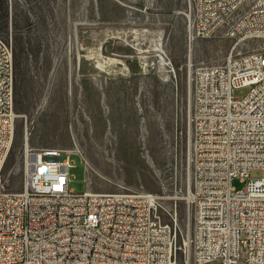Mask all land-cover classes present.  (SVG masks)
I'll use <instances>...</instances> for the list:
<instances>
[{
  "label": "built area",
  "instance_id": "2783aa9c",
  "mask_svg": "<svg viewBox=\"0 0 264 264\" xmlns=\"http://www.w3.org/2000/svg\"><path fill=\"white\" fill-rule=\"evenodd\" d=\"M185 14L190 43L234 40L221 63L190 64L193 228L185 231L177 201L166 222L155 192H98L88 180L76 192L72 151L33 148L28 133L23 186L9 188L18 114L14 50L0 36V264H264V175L252 176L264 171V0H187ZM250 40L262 43L237 51Z\"/></svg>",
  "mask_w": 264,
  "mask_h": 264
},
{
  "label": "rangeland",
  "instance_id": "374dc122",
  "mask_svg": "<svg viewBox=\"0 0 264 264\" xmlns=\"http://www.w3.org/2000/svg\"><path fill=\"white\" fill-rule=\"evenodd\" d=\"M4 1L0 36L13 50L22 39L28 65L21 85L15 75L9 188L23 186L28 133L33 148L72 151L69 186L76 192L87 180L98 192H155L164 221L177 201L179 228H193L190 64L221 63L234 40L215 34L190 43L187 0ZM259 43L244 42L237 51Z\"/></svg>",
  "mask_w": 264,
  "mask_h": 264
},
{
  "label": "trees",
  "instance_id": "16d2710c",
  "mask_svg": "<svg viewBox=\"0 0 264 264\" xmlns=\"http://www.w3.org/2000/svg\"><path fill=\"white\" fill-rule=\"evenodd\" d=\"M5 9V1L0 0V10ZM4 17L7 16V14H3ZM26 49L25 45L22 42V39L18 38L16 40V47L14 49V65H15V75H17V79L19 84L21 85L23 81L25 80L26 71L28 70V65L26 62Z\"/></svg>",
  "mask_w": 264,
  "mask_h": 264
},
{
  "label": "bare ground",
  "instance_id": "6f19581e",
  "mask_svg": "<svg viewBox=\"0 0 264 264\" xmlns=\"http://www.w3.org/2000/svg\"><path fill=\"white\" fill-rule=\"evenodd\" d=\"M160 51L161 52H160L159 56H160V59L162 61V64L163 65H167L168 64V61H166L165 56L163 55L164 50L163 49H160Z\"/></svg>",
  "mask_w": 264,
  "mask_h": 264
}]
</instances>
